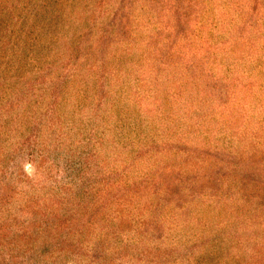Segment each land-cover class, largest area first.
<instances>
[{
    "label": "rangeland",
    "instance_id": "rangeland-1",
    "mask_svg": "<svg viewBox=\"0 0 264 264\" xmlns=\"http://www.w3.org/2000/svg\"><path fill=\"white\" fill-rule=\"evenodd\" d=\"M6 2L2 100L36 66L25 125L57 123L20 194L87 175V197L135 220L120 242L164 248L117 264H264V0Z\"/></svg>",
    "mask_w": 264,
    "mask_h": 264
},
{
    "label": "trees",
    "instance_id": "trees-1",
    "mask_svg": "<svg viewBox=\"0 0 264 264\" xmlns=\"http://www.w3.org/2000/svg\"><path fill=\"white\" fill-rule=\"evenodd\" d=\"M7 4L6 0L0 2L4 7ZM6 13L0 14L5 16ZM102 41H106L104 35ZM35 68L36 72L31 69L23 87L7 101L2 100L6 96L2 97L5 91L3 93V84L0 83V264H20V260L26 264H68L72 260L78 263L77 260L81 259H90L86 264H94L93 258H97L96 264H117L125 258L143 260L152 252L164 250L161 245L149 246L145 242H120L118 235L125 229L132 232L127 225L135 220L126 214L124 216V211L110 218L118 210H109L106 194H100L95 200L87 197L85 187L82 189L87 175L81 176L78 187L63 186L59 190L48 187L46 190L41 179L39 185L43 184L44 189L40 194L26 193V197L20 194L18 185L23 184L24 162L33 165L46 162V155L39 154L40 151H48L42 145L43 117L57 124L55 117L46 112L32 120V124L25 125L24 116L29 114H22L21 105L36 95L33 93L35 83L29 81L38 72ZM40 71L38 76L44 78L45 72ZM50 87L54 94L50 103L58 105L56 97L58 99L61 83L52 82ZM10 174L13 175L12 180ZM32 181L34 179L26 178V183ZM137 188V185L133 186V189ZM108 211H111L110 215ZM138 221L147 230L148 220L138 218ZM95 228H98L96 232Z\"/></svg>",
    "mask_w": 264,
    "mask_h": 264
}]
</instances>
